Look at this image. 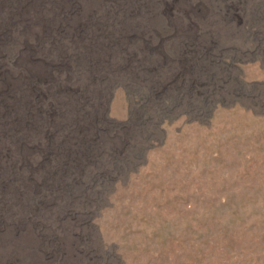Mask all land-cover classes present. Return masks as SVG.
<instances>
[{"label": "rangeland", "instance_id": "1", "mask_svg": "<svg viewBox=\"0 0 264 264\" xmlns=\"http://www.w3.org/2000/svg\"><path fill=\"white\" fill-rule=\"evenodd\" d=\"M0 264H264V0H0Z\"/></svg>", "mask_w": 264, "mask_h": 264}]
</instances>
